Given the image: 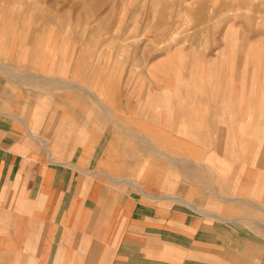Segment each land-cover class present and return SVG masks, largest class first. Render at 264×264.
<instances>
[{"label":"crops","instance_id":"0c3cea01","mask_svg":"<svg viewBox=\"0 0 264 264\" xmlns=\"http://www.w3.org/2000/svg\"><path fill=\"white\" fill-rule=\"evenodd\" d=\"M13 84L0 74V107L5 104L8 112H16V105H27L23 110L27 113L18 116L34 127L35 137L14 115L3 113L7 108L0 110V212L6 213L8 223L9 218L27 217L22 226L27 232V257L35 252L36 264H54L59 252L68 258L67 264H264V212L252 203L237 206L227 199L241 197L264 205V144L258 146L256 160H240L234 145L244 142L234 127L238 120L227 114L225 124L223 108L214 107L215 101H200L199 108H212L206 121L199 113L189 115L199 125L197 133L188 137L178 132V125H186L189 119L185 113L182 117L170 110L158 113L163 114L159 119L154 115L151 120L162 127L159 144L151 137L147 144L128 135L131 146L120 152L119 163L110 164L108 171L120 177L116 175L120 169V175L134 179L131 170L137 172L142 166L152 165L160 172L167 169L168 176L152 171L154 186L134 180L150 187L156 196L188 195L199 203L197 213L171 198L151 204L133 183L96 173L106 147L98 143L86 158L83 155L86 146L77 142L76 135L77 123L86 114L73 107L66 112L59 108L38 111L36 106L45 95L15 99V92L9 90ZM52 98L50 104L61 105L60 96ZM76 100L72 98L71 104ZM141 115L136 113L138 118ZM113 131L104 129L103 137L109 140ZM259 136L264 135L255 134ZM41 138L51 140L49 148ZM255 140L248 147H254ZM196 153L199 161L192 156ZM80 164L88 171H81ZM191 166L200 177L187 174ZM211 167L225 170L224 177L211 179ZM179 169L187 178L178 174ZM71 206L75 211L69 212ZM208 213L233 220L220 221ZM238 216L243 217L242 223L235 220Z\"/></svg>","mask_w":264,"mask_h":264},{"label":"rangeland","instance_id":"374dc122","mask_svg":"<svg viewBox=\"0 0 264 264\" xmlns=\"http://www.w3.org/2000/svg\"><path fill=\"white\" fill-rule=\"evenodd\" d=\"M183 50L180 56L177 52ZM199 55L206 68L223 70L226 83L242 87L226 90L217 85L213 104L223 108L220 113L224 120L227 114L238 120L234 121V127L239 129V140L244 141L234 143L239 159L256 160L264 144V136L255 137V134L264 135V0H0V74L14 81L9 90L15 92V99L28 98L29 94L45 95L36 106L38 111L46 108L45 113L59 108L66 112L73 107L82 113L88 112L77 123L76 139L86 146L85 158L98 143L105 145L101 167L96 171H111L110 164L120 161V152H127L131 146L126 138L129 134L113 122L114 118L130 117L128 122L120 121L138 127L147 116L138 118L136 113L145 111L154 116L169 108L182 117L183 113L189 117L192 108L198 107L195 103L209 96L194 79L202 70L197 63L201 60ZM83 58L86 60L81 64ZM77 61L76 67L71 68ZM94 74L101 76L100 80L95 81ZM61 80L77 83L79 88L66 87ZM80 87L98 92L108 113L103 114L99 103ZM148 91L154 97L157 94L169 97L161 99L157 106L152 97H147ZM218 93L220 97L216 99ZM57 95L61 97V105L50 104ZM77 97L72 105V98ZM229 99L234 101L230 103ZM15 107L16 112L12 110V113L22 116L27 113L24 112L27 105ZM2 108L8 112L7 105ZM107 117L111 120L103 119ZM101 118L102 121L98 120ZM87 128L89 133L85 131ZM102 128H113L112 138L103 137ZM31 130L35 134L33 126ZM137 132L140 131L137 129ZM161 137H155L156 141H161ZM253 139H256L254 147H248ZM53 151L56 152L55 146ZM192 156L198 161L201 159L199 153ZM147 166L137 172L131 170L130 176L154 186L152 171L157 174L159 170ZM178 171L187 176L184 170ZM211 171L208 172L211 179L224 177L225 171L221 169L211 167ZM117 172L116 175L127 177L120 175V169ZM160 174L170 175L167 169ZM71 207L69 212L75 211V206ZM5 215L2 209L0 264H36L35 252L27 257V232L22 227L27 224V217L9 218L8 223ZM67 259L65 256L62 262L56 259L54 264H67Z\"/></svg>","mask_w":264,"mask_h":264},{"label":"bare ground","instance_id":"6f19581e","mask_svg":"<svg viewBox=\"0 0 264 264\" xmlns=\"http://www.w3.org/2000/svg\"><path fill=\"white\" fill-rule=\"evenodd\" d=\"M21 4H19L20 6ZM220 19V18H219ZM258 21V18L257 20ZM131 30V29H130ZM234 33V32H233ZM231 33V34H233ZM236 35V34H235ZM240 40H242V43L245 44V40L242 39L241 37L239 38ZM14 40V39H13ZM169 40V39H168ZM174 44V43H173ZM49 45H51V41L49 40ZM191 45V44H190ZM47 47V46H46ZM147 48V47H146ZM199 48V47H198ZM240 52V51H239ZM177 53H179V55L181 56V53H184V50L183 51H178ZM254 53L256 54V51H254ZM198 56V55H197ZM196 56V58H197ZM199 59L202 58L201 55H199ZM219 58V57H218ZM85 58H83V62H81V64H84L85 63ZM78 61L76 62V64H73L75 66H72L71 68H75L76 65H77ZM197 63H199V67L202 69L201 71H199V73H197L196 75H194V79H197V82H198V87L200 88L201 91H203V93H206V92H209V96H205V99L206 100H211V101H214L213 99L215 98V95H214V90L215 88L217 87V85H220V87L222 88H242L238 85H235L234 83L232 82H229L227 81V83L225 82V76H223V72L221 73V71H223L222 69H219L218 70H214L210 67L206 68L205 66V61L202 62V59L200 61H198ZM80 65V63H79ZM182 66V65H181ZM84 69L87 68V66L85 67V65H83ZM97 67V66H96ZM95 67V68H96ZM171 67V66H170ZM137 68V67H136ZM180 69V68H179ZM183 69V67H182ZM95 72H98V70H94ZM180 71V70H179ZM92 71L90 72H87V73H91ZM181 73V72H180ZM207 73V74H205ZM221 74V76L219 77V75ZM155 77V75H154ZM101 76L97 75V74H94V80L95 81H98L100 80ZM154 79V78H153ZM155 79L157 80L158 78L155 77ZM62 85L64 86H68L70 88H73L72 86L74 85L75 87L79 88V84L77 83H73V82H68L67 80H61L60 82ZM78 85V86H77ZM216 85V86H215ZM81 86V85H80ZM82 89L83 92H88L87 96H90L91 98H93L96 102L99 103V108L102 110L103 114H106L108 113V108L106 107V104H105V101L100 97L99 93L90 89V88H85V87H80ZM208 89H210V91H208ZM205 90V92H204ZM151 93V94H150ZM164 93H168L166 91H164ZM223 93V92H222ZM234 93V91H232V94ZM235 94V93H234ZM155 95V94H154ZM153 93L151 91H148V98L152 97V100L156 103V105L158 106L160 104V101L161 99L163 100H166L167 97L169 96H162V95H159L157 94V97H154ZM160 98L159 100H157V98ZM220 97V93H218L216 95V99ZM240 97V95H239ZM204 98V97H201V99ZM245 97H243L242 99H244ZM171 99V98H169ZM230 103H232L234 100L232 99H229ZM241 101H244V100H241ZM202 102V100H201ZM199 103L200 102H196L195 104L198 105V107H194L192 108V113L195 114V113H199L201 118H203L205 121H206V116H210L211 114V111H212V108H209L208 105H206L205 108H199ZM209 104H211L209 102ZM197 109V110H196ZM230 110V109H229ZM171 112L169 108H166L162 113L164 114H167V112ZM147 112H150V111H145L144 115L142 113V116H145V114L148 116L146 117V120H141L140 124L138 127H136L135 125L131 126L129 124H126V123H123L122 121H120L119 119H116L114 118L113 119V122L121 129H123L127 134L129 135H135L136 137L139 138V140H143L144 142H146L147 144L150 143V137H154V140H155V137H158L161 134L162 132V127L161 126H158V123L157 122H154L153 120V116L150 115V113H147ZM161 112V111H160ZM3 113H7V114H10V115H14V117H16V119H18L28 130V132L31 134V136L35 137L33 131L31 130V127L29 124H27V121H25V118L22 117V116H18L13 113H8V112H3ZM84 113L86 114V116L88 115V112L87 111H84ZM159 113V112H158ZM158 113H154V116L155 118L159 119V118H162V117H159L157 114ZM233 113V112H232ZM231 113V114H232ZM235 113V112H234ZM150 116V117H149ZM84 119V118H82ZM185 119V118H183ZM231 119V118H230ZM88 120H91L90 117H88ZM156 121V120H155ZM166 121V120H165ZM163 122V124H166V122ZM189 123H186V125L184 123H181V125H178L179 129H178V132L179 134H183V135H186L188 137V135L192 134L193 132L194 133H197L196 129L198 128L197 126L199 125L198 123H194L193 121H191L190 117L189 119L186 120V122ZM84 125V124H83ZM205 128L207 126V124H204L203 125ZM164 129L166 128V125L163 126ZM137 129L140 131V132H137ZM224 129V128H223ZM86 132L89 133V129L87 128L85 130ZM144 131H147L146 133ZM143 134V135H142ZM223 135V134H222ZM141 137V138H140ZM149 137V138H148ZM157 139V138H156ZM43 143H44V146L46 148H49L50 146V143H51V140L50 139H46V138H41L40 139ZM141 142V141H140ZM157 142H160V140L158 139ZM190 145H192L191 142H189ZM150 146V145H149ZM148 146V147H149ZM151 149V148H150ZM153 150V149H152ZM220 152V151H219ZM161 156V155H160ZM193 168V166H191L189 169H187L186 171L188 172L187 174L189 176H195V177H200L199 173H198V170L196 172H194L195 170L194 169H191ZM191 169V170H190ZM80 170L81 171H84V172H87L88 170L84 167L82 168V166H80ZM101 173H103L104 175L106 176H109L111 178H113L114 180H123V181H126V182H129V183H133V187L134 188H137L138 192L143 196V198H145L147 201H152V202H156L158 201L159 199H162V198H171V199H174L176 200L177 202L181 203V204H184L186 206H188L189 208H191L193 211L199 213L201 211L200 207L194 202L192 201L191 199L187 198V197H184L178 193H170V194H166V195H163V196H156L154 195L151 191L148 190L147 186L145 185H141V184H136V180L134 179H131V178H127V177H123V178H120V177H114L113 175H111L108 171L104 170V169H99L97 170ZM225 171V170H223ZM206 176V175H205ZM222 181V180H221ZM229 199L230 201H233L235 202L236 204H241V203H252L253 205H256L258 208L264 210V205H261L259 202L255 201V200H247V199H243L241 197H229L227 198ZM253 201V202H252ZM205 211V210H204ZM206 214V213H204ZM210 214V213H208ZM207 214V215H208ZM213 214V213H212ZM210 214V215H212ZM215 216H217V214H213ZM217 219L220 220V221H228V220H233V219H228L226 218L225 216H222L219 214V216H217ZM235 220L237 221H241L242 223V218L238 217V218H235ZM234 220V221H235ZM261 222V221H260ZM59 256H57V259L62 262L63 259H64V253L63 252H59L58 254ZM242 264V263H241Z\"/></svg>","mask_w":264,"mask_h":264}]
</instances>
